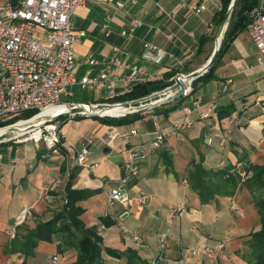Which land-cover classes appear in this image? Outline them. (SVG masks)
Instances as JSON below:
<instances>
[{"label":"crops","instance_id":"crops-1","mask_svg":"<svg viewBox=\"0 0 264 264\" xmlns=\"http://www.w3.org/2000/svg\"><path fill=\"white\" fill-rule=\"evenodd\" d=\"M114 1L125 3L128 12L117 9L107 0H86L85 7L76 9L71 18L73 31L82 34L73 46L75 61L81 65L77 77H93L100 71L99 66L82 65L89 56L96 59L117 57L132 65H144L151 76L146 81H153L161 79L166 72H175V77L197 70L211 55L207 49L208 37L220 0H135L134 6L131 0ZM194 5H203L204 10L195 14L190 10ZM105 14L110 16L112 31L108 39L100 32ZM133 17L139 18L143 26L134 32L132 39L125 40L119 36L120 32L127 28ZM250 29L239 33L218 58L212 79L197 84L195 92L180 98V102L178 99L141 112L138 120L128 124L103 123L96 117L62 119L58 133L66 147L77 148L84 142L89 144V161L93 167L73 170L71 188L88 192V197L77 203L83 211L80 219L86 227L96 229L103 248L119 253L131 250L147 264L159 254V235L166 233L167 247L161 264H180L182 258L188 264H252L250 234L260 229V221L250 200V192L241 188L231 197L217 196L210 203H202L187 182L191 164L200 160L209 170H226L237 164H264V64L257 61L258 52L251 40ZM201 36L208 39L202 47L199 45ZM143 42L158 46L171 57H166L162 65L143 62ZM114 47L119 51H114ZM104 89L108 91L105 97L78 103L99 104L125 93L121 84L115 93H110L107 88L99 90ZM195 97L201 98L200 111L208 112L209 118L200 120L193 112L188 117L190 127L168 138L154 155L140 163L139 175L127 189L126 202L109 208L108 193L118 185L129 148L148 142L155 123L166 132L175 124L183 123L182 108L192 107ZM85 119H93V122ZM64 124L68 125L62 128ZM114 127L120 132L137 130L139 134L128 140L117 137L110 141L108 136ZM222 139L225 141L223 146L220 145ZM11 143L12 148L0 153V225L4 222L12 227L14 219L25 208L31 207L33 220L37 221H29L28 228L33 229L40 220L46 221L44 211L50 208L46 201L54 198V193L46 191L44 186L57 182L58 193L55 195L61 198L64 193L68 179L67 161L62 157L37 159L40 149L33 141ZM110 157H117V162L110 161ZM220 162H225L226 166L220 168ZM243 190L249 198L244 205L236 201L237 194ZM138 195L142 203L136 201ZM62 197L61 204L64 205ZM181 203L186 204L187 213L181 218L169 219L171 209ZM231 203L238 206L242 217L232 214L229 210ZM247 209L254 213L253 219L248 220L244 215ZM121 213L124 214L120 216ZM120 225L140 234L144 246H136L127 234L121 232ZM22 228L17 229L21 232ZM10 230L5 229L0 236V264H23V255L5 250ZM220 241H225V247L215 256L203 252L205 247L215 248ZM47 244L51 245L52 251L46 264L52 256H57L58 264H72L75 260L74 250L57 254L56 243ZM42 245L45 243L38 244L32 257ZM101 258L103 264H128L125 256L114 258L103 252Z\"/></svg>","mask_w":264,"mask_h":264},{"label":"built area","instance_id":"built-area-1","mask_svg":"<svg viewBox=\"0 0 264 264\" xmlns=\"http://www.w3.org/2000/svg\"><path fill=\"white\" fill-rule=\"evenodd\" d=\"M107 3L114 4L117 9L128 12L126 4L123 2L107 0ZM131 3L134 6L136 1L131 0ZM85 5L86 0H0V130L30 121L49 109L57 107H63L65 110L70 109L76 103L61 101V97H73L72 88L74 87H79L82 90L107 88L110 93H115L118 84H121L126 93L135 84L151 78L144 65H132L117 57L96 59L92 56L85 59L82 65L87 67L99 66L100 71L98 74L93 77L83 75L77 78V72L81 65L75 61L73 46L78 42L82 34L73 31L71 18L76 9L84 8ZM190 10L195 14H199L200 11L204 10V6L194 5L190 7ZM251 15L253 24L250 29V37L258 52V63L264 64V0H260ZM109 23L110 16L105 14L100 25V32L105 39L112 36ZM142 26V21L133 17L129 21L127 28L122 30L119 36L125 40H130L133 38L134 32ZM113 49L114 51H119L117 47ZM166 57H171V55L158 46L150 42L142 43L141 59L143 62L162 65ZM182 75L184 74L171 78V84L165 89L174 85L175 80ZM227 83H230V81H227ZM226 88L227 85L224 86V89ZM163 90L153 92L149 96L138 100L127 101L125 104L137 103L151 97L161 96L164 94ZM171 93H174L173 98L177 91ZM192 93L193 87L189 83L183 91L182 98L189 97ZM171 99H169L170 102L168 103L173 102ZM163 103L157 104L149 108V110L156 109L162 106ZM201 107V98L195 97L192 107L185 106L182 108L185 115L183 123L175 124L167 132L155 123L151 139L148 142L133 145L129 148V157L122 164L121 178L118 185L108 193L107 203L109 208L115 205H123L126 202L128 199L127 189L136 181L139 175L140 163L143 159L154 155L168 138L183 131L184 128L190 127L191 122L188 117L193 112L198 114L200 120L209 118L210 114L200 111ZM28 111H36L37 113L29 119L4 125L9 120ZM138 113L141 112L128 113L118 117L95 114L94 117L116 119ZM77 116L85 117L86 115H71L69 118ZM56 123L44 124L27 132V137L21 140L18 139L25 133L11 141L14 140L13 142L16 143L33 141L42 152L40 155L42 160H48L51 157H62L67 161V176L79 167L92 168L93 166L89 161V144L84 142L77 148L66 147L58 133L59 126ZM138 134L137 130L120 132L114 127L108 139L112 141L120 137L122 140H128ZM224 142L222 139L220 145L223 146ZM225 166V162L219 163L220 168ZM240 167L241 164L236 165V169H240ZM57 185V182L52 185H45L44 189L48 192H53L56 191ZM136 201L142 203L143 200L138 195ZM230 209L233 213L242 217L237 206L232 204ZM186 213L187 206L181 203L171 209L168 218L172 219L175 216L181 218ZM122 214L124 213H121L120 216ZM30 216L31 207L25 208L14 219L12 228L9 231L10 240L15 238L17 228ZM120 230L122 233L127 234L136 246H144L143 238L140 234L128 231L122 225H120ZM158 240L159 254L151 258L150 264H161L163 251L167 247V234H160ZM224 247L225 241H220L215 248L205 247L203 252L209 256H215ZM179 263L188 264L183 258L179 260ZM49 264H58L57 256H52Z\"/></svg>","mask_w":264,"mask_h":264},{"label":"trees","instance_id":"trees-1","mask_svg":"<svg viewBox=\"0 0 264 264\" xmlns=\"http://www.w3.org/2000/svg\"><path fill=\"white\" fill-rule=\"evenodd\" d=\"M231 0H220V8L214 14L213 25L220 26ZM259 0H236L228 25L223 33L220 49L217 57L208 69V71L201 77L193 81V92L196 90V85L205 83L212 79L213 69L216 61L232 43V41L244 30L249 29L253 24L252 11L258 6ZM205 36L200 37L199 45L204 46L207 42ZM189 73L186 72V74ZM175 75V72H166L159 80L146 81L135 84L129 92L124 93L118 97L108 98L101 103H117L123 101H131L145 97L153 92L165 89L171 84L170 78ZM167 94L157 97H151L141 102L115 105L120 109H141L152 104L161 102L166 98ZM181 100L179 99L178 102ZM178 106V105H176ZM176 106L172 107L174 109ZM36 111H28L15 117L4 125L12 124L17 120L29 119L35 115ZM139 114L127 115L122 118H98L103 123L120 125L122 123L128 124L139 119ZM40 153L37 152V159H40ZM42 154V153H41ZM243 170V171H242ZM242 172H250L251 176L243 182L247 191L252 195V202L256 209L260 221V229L257 232L250 234V257L252 264H264V164L252 165L245 164L241 169H236L235 166L227 167L225 169L209 170L202 166L201 160L192 163L187 173V182L190 190L200 199L202 203H210L215 200L217 196L234 195L238 183L241 179ZM75 171L68 175L67 183L64 187V205H62L59 212L52 218L38 222L33 229L25 228L21 234L17 233L12 243H10V254L19 253L23 255L24 262L33 256V252L40 242L52 243L57 241V254H62L68 250H74L75 260L72 264H103L101 255L106 253L114 258L126 257L128 264H146L139 260L136 253L127 250L119 253L109 248L102 247V240L97 235L94 227H86L80 219L83 211L77 206V203L88 197V192L82 190H73L71 188L74 179ZM147 264H150L149 262Z\"/></svg>","mask_w":264,"mask_h":264},{"label":"rangeland","instance_id":"rangeland-1","mask_svg":"<svg viewBox=\"0 0 264 264\" xmlns=\"http://www.w3.org/2000/svg\"><path fill=\"white\" fill-rule=\"evenodd\" d=\"M219 28H220V26H217V25H213V28H212V31H211V33H210V35H209V45H207V49H208V53L210 54L211 53V51L213 50V48H214V42H215V39L217 38V35H218V32H219ZM77 78H79V76L77 77ZM72 92H73V97H71V98H65V97H61V101H76L77 103L78 102H80V101H97V100H99V99H101V98H103V97H105L107 94H108V91L106 90V89H104V90H97V89H84V90H82V89H80L79 87H74V88H72ZM150 95V94H149ZM149 95H147V96H149ZM146 97V96H145ZM142 98H144V97H142ZM139 99H141V98H139ZM135 100H138V99H135ZM132 101V100H131ZM125 102H127V101H123V102H117V103H109V104H116V105H126L125 104ZM138 114H140V113H138ZM31 118V117H30ZM64 120H67V119H69V118H63ZM20 120H22V119H20ZM85 120H87V121H90V122H93V119H90V120H88V119H85ZM17 121H19V120H17ZM17 121H15V122H17ZM14 122V123H15ZM71 122V120H69L68 121V123H70ZM60 123H62V119H60V120H58L57 121V123L56 124H58V126H60ZM13 124V123H12ZM66 125H68V124H66ZM65 124L62 126V128L63 127H65L66 126ZM28 136V134L26 133L25 135H22V136H20L18 139L19 140H21V139H23V138H25V137H27ZM14 141V140H13ZM13 141H11V142H13ZM16 141V140H15ZM11 142H5V143H3L2 145H0V153H2V151L4 150V149H8V148H12L13 147V144L11 143ZM52 158V157H51ZM243 166H241L240 167V169L242 168ZM243 171V170H242ZM251 176V173L250 172H242V174H241V179H240V181H239V183H238V187L236 188V191H238V190H241V188H245L244 186H241L242 184H243V182L245 181V180H247L249 177ZM235 191V192H236ZM1 188H0V200L2 199V197H1ZM52 193H54V198L53 197H51V198H49L46 202L48 203V204H50V208H47V211H44V213H45V217L44 218H46V220L47 219H50V218H52L57 212H59V210L61 209V207H62V204H61V202H62V200H63V197L62 196H64V193L62 194V192H60V194H62V196H61V198L60 197H58V196H56L55 194H57L58 193V191H53ZM49 195H50V193H49ZM249 200V198H248V194L246 193V191H241V192H239L238 194H237V196H236V201H237V203H239V204H246L247 203V201ZM250 200H252V195L250 194ZM232 204H234L235 206H237L235 203H231L230 205H229V210L231 211V209H230V207H231V205ZM52 205V206H51ZM186 205V204H185ZM116 206H118V205H115L114 207H116ZM52 207V208H51ZM114 207H111V208H114ZM247 207V206H246ZM237 208H238V206H237ZM238 211L241 213V211L239 210V208H238ZM244 215L246 216V218L249 220V219H253V217H254V213L250 210V209H247V210H244ZM34 213L33 212H31V216L28 218V219H26V221L19 227V228H22L21 229V232L19 233V234H21L22 232H23V230L25 229V228H28V223H29V221H31V220H33V217H34V215H33ZM232 214H235L236 216H239V215H237L236 213H233L232 212ZM240 217V216H239ZM33 221H37V220H33ZM40 222H43V221H41L40 220ZM127 225V224H126ZM125 225V227H127ZM1 227V233H0V236H3V231L6 229V230H9L10 228H12L11 227V225H8V223H4V222H2V224L0 225ZM20 231V229H17V232H19ZM17 232H16V235H17ZM9 234V233H8ZM15 235V236H16ZM14 239H12V240H9V243L6 245V249L5 250H7V251H9V245H10V243H12V241H13ZM54 242L56 243L55 245H57V241L56 240H54ZM46 246H48V247H46ZM51 251H52V247H51V245H46V243H45V245H42L39 249H38V251H36L35 253H34V257H32L29 261H28V263L27 264H46V261H47V257H48V255L51 253Z\"/></svg>","mask_w":264,"mask_h":264},{"label":"water","instance_id":"water-1","mask_svg":"<svg viewBox=\"0 0 264 264\" xmlns=\"http://www.w3.org/2000/svg\"><path fill=\"white\" fill-rule=\"evenodd\" d=\"M235 1L236 0H231V2L229 4V7H228L227 12L225 14V17H224V19L220 25L217 38L215 39L214 48H213L211 55L209 56L208 60L203 64L202 67H200L199 69L194 70L188 74H184V75L180 76L179 79L175 80L174 85L163 90L164 94L177 91V94L171 99L172 101H176V100L182 98V94H183V91L185 90L186 85L189 83L192 84L194 80L203 76L208 71V69L212 66V64L214 63V61L217 57L218 51L220 49V44H221V40L223 37V33L225 32V30L227 28L228 20L230 18L231 13H232ZM219 37H220V40H218ZM168 102H170V100H167L163 104H166ZM112 106H114V104H95V105H93V104L76 103L70 109L65 110L64 112H61V113H57V114L53 115L52 117H50L49 119H47L46 121H44L43 123L36 124L33 127H31L30 129L33 130L35 128L41 127L44 124H50V123L57 122L58 120L63 119V118H69L71 115L85 114L86 118H92L95 115L92 112L93 108H97L99 110H102V109H106V108L112 107ZM148 110L149 109H145L141 112H145ZM14 126H16V125H14ZM14 126H12V127H14ZM16 137H18V136H16ZM16 137H9V138L2 139V140H0V144L11 141L12 139H14ZM104 151L107 152L108 150L106 149ZM109 160L115 163V162H117V157H110Z\"/></svg>","mask_w":264,"mask_h":264},{"label":"bare ground","instance_id":"bare-ground-1","mask_svg":"<svg viewBox=\"0 0 264 264\" xmlns=\"http://www.w3.org/2000/svg\"><path fill=\"white\" fill-rule=\"evenodd\" d=\"M218 40H220V37ZM173 95H174V93H169L166 96V98L164 100H162L161 102L149 105V106L141 108V109L134 108V109L125 110V109H120L116 106H113V107H108V108L102 109V110H99L97 108H93L92 112L94 114L108 115V116H113V117L114 116L115 117L123 116V115H126L128 113H137V112H141L145 109L152 108V107L156 106L157 104L166 102L167 100L171 99ZM64 111H65V108H63V107H57V108L49 109V110L44 111V113L42 115L36 116L28 122L19 123L18 125L14 126V127H10L7 129L0 130V140L25 134L28 131H30L31 130L30 128L33 127L34 125L43 123L44 121H46L47 119H49L53 115H55L57 113L64 112Z\"/></svg>","mask_w":264,"mask_h":264}]
</instances>
